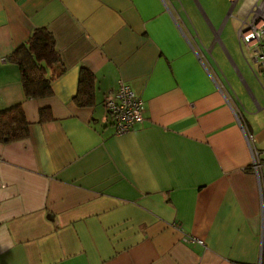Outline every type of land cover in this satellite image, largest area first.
<instances>
[{
    "label": "crops",
    "instance_id": "0c3cea01",
    "mask_svg": "<svg viewBox=\"0 0 264 264\" xmlns=\"http://www.w3.org/2000/svg\"><path fill=\"white\" fill-rule=\"evenodd\" d=\"M260 3L0 0V110L29 122L0 143V264H264V71L239 41ZM37 27L66 69L32 99L9 54ZM120 80L143 117L119 135L103 100Z\"/></svg>",
    "mask_w": 264,
    "mask_h": 264
},
{
    "label": "trees",
    "instance_id": "16d2710c",
    "mask_svg": "<svg viewBox=\"0 0 264 264\" xmlns=\"http://www.w3.org/2000/svg\"><path fill=\"white\" fill-rule=\"evenodd\" d=\"M9 60L19 69L24 96L32 99L49 96L52 81L66 69L55 37L47 27L35 28L29 38L9 54ZM94 83V73L87 67H80L73 95L76 105L86 107L94 104ZM47 117L48 108H41L40 118ZM28 128L29 122L20 103L0 110V143L25 138Z\"/></svg>",
    "mask_w": 264,
    "mask_h": 264
},
{
    "label": "built area",
    "instance_id": "2783aa9c",
    "mask_svg": "<svg viewBox=\"0 0 264 264\" xmlns=\"http://www.w3.org/2000/svg\"><path fill=\"white\" fill-rule=\"evenodd\" d=\"M241 47L250 48L252 60L264 71V0L257 6L250 21L244 22L239 29ZM104 106L113 116L115 133L123 134L131 130L134 123L143 117V103L131 85L123 80L118 82L115 91L104 97ZM251 164L254 172L258 173L261 159L256 150H252ZM185 242L203 244V240L194 235L183 238Z\"/></svg>",
    "mask_w": 264,
    "mask_h": 264
},
{
    "label": "rangeland",
    "instance_id": "374dc122",
    "mask_svg": "<svg viewBox=\"0 0 264 264\" xmlns=\"http://www.w3.org/2000/svg\"><path fill=\"white\" fill-rule=\"evenodd\" d=\"M245 51H246V53H247L248 55H250V56L252 55V52H251V50H250L249 48H248V49L245 48Z\"/></svg>",
    "mask_w": 264,
    "mask_h": 264
}]
</instances>
